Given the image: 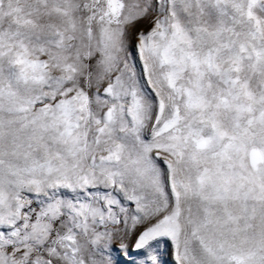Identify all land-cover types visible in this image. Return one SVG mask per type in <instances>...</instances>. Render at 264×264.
I'll return each instance as SVG.
<instances>
[{
  "label": "snow or ice",
  "instance_id": "6c2138e0",
  "mask_svg": "<svg viewBox=\"0 0 264 264\" xmlns=\"http://www.w3.org/2000/svg\"><path fill=\"white\" fill-rule=\"evenodd\" d=\"M0 264H264V0H0Z\"/></svg>",
  "mask_w": 264,
  "mask_h": 264
}]
</instances>
